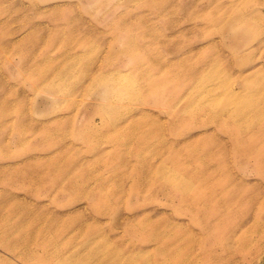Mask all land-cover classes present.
<instances>
[{"label":"rangeland","instance_id":"obj_1","mask_svg":"<svg viewBox=\"0 0 264 264\" xmlns=\"http://www.w3.org/2000/svg\"><path fill=\"white\" fill-rule=\"evenodd\" d=\"M0 264H264V0H0Z\"/></svg>","mask_w":264,"mask_h":264},{"label":"bare ground","instance_id":"obj_2","mask_svg":"<svg viewBox=\"0 0 264 264\" xmlns=\"http://www.w3.org/2000/svg\"><path fill=\"white\" fill-rule=\"evenodd\" d=\"M113 71H115V72H118V68H113L112 69ZM108 71H111L110 69H108ZM91 77L92 78H94L95 80H97V81H99V82H102V81H106V80H110V78L109 77H107V76H105V75H102V73L100 74V73H93L92 75H91ZM90 77V78H91ZM240 82L241 83H243L244 82V80H240ZM109 86H111V87H113V84L112 83H109ZM148 88H150V86H148ZM110 89V88H109ZM183 90V89H182ZM185 91V90H184ZM186 92V91H185ZM182 93V92H181ZM187 93V92H186ZM187 94H180V95H178V96H174L172 99H171V105H175L176 104V102H178V101H185L186 100V98H187ZM175 99V100H174ZM103 111H105V112H107V113H115V109H113L110 105H103L102 107H100ZM241 112V111H240ZM229 113H239V110H237V111H230ZM140 122H141V124H142V121L140 120V119H138V118H133V117H131L130 118V120H129V122H128V124H135V125H138V124H140ZM120 129H117V130H115L113 133H116V132H118ZM135 143H136V145L135 146H137L136 148H137V150H138V148L140 147V144L142 143V139H136L135 140ZM140 143V144H139ZM234 184V183H233ZM258 218V217H257ZM259 220L257 219V221H255V223H256V225H259ZM255 225V226H256ZM137 229H139V227H137ZM248 230V229H247ZM245 232L246 231H242L240 234H238V236H240V235H244L245 234ZM151 239L153 240V239H158V238H156V236L155 235H151ZM240 239L241 240H243L241 237H240ZM244 241V240H243ZM231 252V251H230ZM168 254L170 255V256H172V257H176L177 256V251H175V250H171V251H169L168 252Z\"/></svg>","mask_w":264,"mask_h":264}]
</instances>
